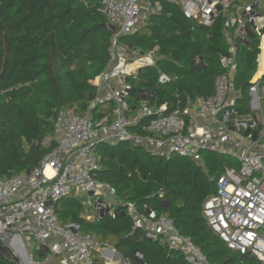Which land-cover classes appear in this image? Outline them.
<instances>
[{
    "label": "trees",
    "instance_id": "obj_1",
    "mask_svg": "<svg viewBox=\"0 0 264 264\" xmlns=\"http://www.w3.org/2000/svg\"><path fill=\"white\" fill-rule=\"evenodd\" d=\"M161 5L160 12L148 14L133 33L121 37L132 50L155 51L156 57L155 65L128 78L132 88L125 112L135 117L147 102L166 105L168 113L211 97L217 78L225 72L221 60L231 56L235 46L236 107L240 116L248 114L249 86L260 53V38L253 28L249 25L238 35V24H231L225 11L210 23H201L186 18L169 0ZM113 32L101 0H0V179L30 173L57 146L54 125L60 110L87 114L97 96L92 80L110 61ZM162 72L176 79L160 84ZM114 108L112 99L97 102L91 116L97 121L106 115L111 124ZM152 117L139 119L130 126L131 133L146 134L143 128ZM46 138L49 143L44 146ZM96 152L101 169L95 179L116 189L117 215L86 217L74 194L57 201L55 208L63 226L120 252L118 264H190L181 252L147 239L143 229L133 230L132 217L122 210L127 202L151 217L173 219L180 233L191 237L213 264H264L229 248L203 214L204 203L214 192L212 182L226 168L241 167L237 159L213 150L201 151L199 161L178 154L166 157L128 141L98 142ZM1 247L0 264H17ZM94 263L106 264L99 251Z\"/></svg>",
    "mask_w": 264,
    "mask_h": 264
},
{
    "label": "built area",
    "instance_id": "obj_2",
    "mask_svg": "<svg viewBox=\"0 0 264 264\" xmlns=\"http://www.w3.org/2000/svg\"><path fill=\"white\" fill-rule=\"evenodd\" d=\"M101 1L114 32L109 64L92 80L97 96L85 115L74 110L59 111L54 125L58 144L34 170L0 179V244L28 257L27 246L34 243L35 250L47 251L58 259V264H95L94 254L104 248L106 264H112L109 254L114 249L90 234L63 226L55 204L84 188L89 195L93 192L92 197L105 194L107 213L116 216L120 204L116 189L95 179L101 169L96 144L128 141L166 157L178 154L199 161L201 151L213 150L237 159L241 167H228L218 177L214 192L204 203L203 214L229 248L264 263V66L262 75L257 76L264 55V4L260 9V0H169L193 21L210 23L225 11L229 22L238 24V35L250 25L259 36L258 69L249 86L248 114L240 116L236 107L239 94L234 92L232 81L233 46L232 55L221 60L225 72L217 78L211 97L168 113L166 105L143 102L133 117L125 112L132 88L128 78L142 67L155 65L156 57L155 51L132 50L121 37L133 33L148 14L160 12L162 0ZM175 79L162 72L158 82L165 84ZM107 99L115 102L111 124L106 115L97 121L91 116L97 102ZM227 110L235 117H223ZM150 115L153 117L143 128L146 134L131 133L130 126ZM48 143L49 138L42 142L44 146ZM122 210L132 217L133 230L143 229L147 239L181 252L190 264H213L191 237L180 233L173 219L165 215L151 217L140 212L133 202L124 203Z\"/></svg>",
    "mask_w": 264,
    "mask_h": 264
},
{
    "label": "rangeland",
    "instance_id": "obj_3",
    "mask_svg": "<svg viewBox=\"0 0 264 264\" xmlns=\"http://www.w3.org/2000/svg\"><path fill=\"white\" fill-rule=\"evenodd\" d=\"M142 23H144V22H142ZM129 113H130L129 114L130 116H133L132 112H129ZM231 116H233V115H230L228 110L223 114V117H225L227 120H229L231 118ZM234 117L235 116H233V118ZM74 196L78 197L80 199L82 205L84 206V216L92 218L97 213L102 214V215L107 213L108 203H107V199H106L105 194H101V195L92 197L88 193H85L84 188H81L75 192ZM111 248H113V247H111ZM1 250L5 254H7L8 256L12 257L15 261H17V264H32V263L33 264H52L51 263L52 259L55 262L54 264H58V263H56V262H58V259L56 257L52 256L51 254H48L47 252H45V250H41L40 255H37L35 253V244L34 243L29 244L27 246L28 257H26L25 255L21 256L19 253L14 251V249H12V248L1 247ZM106 251L107 250L102 248L99 252L103 255L105 262L107 263L106 258L104 256V253H106ZM32 259H34L36 262H33ZM109 260L112 262V264H118L119 262H122V261L117 262L113 258H109Z\"/></svg>",
    "mask_w": 264,
    "mask_h": 264
},
{
    "label": "water",
    "instance_id": "obj_4",
    "mask_svg": "<svg viewBox=\"0 0 264 264\" xmlns=\"http://www.w3.org/2000/svg\"><path fill=\"white\" fill-rule=\"evenodd\" d=\"M212 190L214 191L215 190V182L213 181L212 182ZM93 192L90 191V195H92ZM115 252V255H116V261L119 262L122 260V254L120 252H118L117 250H113ZM105 257L107 256L106 254L104 255Z\"/></svg>",
    "mask_w": 264,
    "mask_h": 264
},
{
    "label": "crops",
    "instance_id": "obj_5",
    "mask_svg": "<svg viewBox=\"0 0 264 264\" xmlns=\"http://www.w3.org/2000/svg\"><path fill=\"white\" fill-rule=\"evenodd\" d=\"M259 4H260V5L258 6V8L262 9V7H261V5L263 6L262 2H260ZM145 19H146V18H144V20H145ZM258 74H259V73H258ZM260 74H261V73H260ZM261 75H262V74H261ZM24 254H26V253H24ZM109 257H110V258H113V259L116 260V255H115L114 252H113V253L110 252ZM121 261H122V260H121ZM51 263H52V264L55 263L53 259L51 260ZM56 263H58V262H56Z\"/></svg>",
    "mask_w": 264,
    "mask_h": 264
},
{
    "label": "bare ground",
    "instance_id": "obj_6",
    "mask_svg": "<svg viewBox=\"0 0 264 264\" xmlns=\"http://www.w3.org/2000/svg\"><path fill=\"white\" fill-rule=\"evenodd\" d=\"M263 66H264V55H262V57H261V65H260V68H259V71H258L259 74L257 73V76L261 75L263 73Z\"/></svg>",
    "mask_w": 264,
    "mask_h": 264
},
{
    "label": "clouds",
    "instance_id": "obj_7",
    "mask_svg": "<svg viewBox=\"0 0 264 264\" xmlns=\"http://www.w3.org/2000/svg\"><path fill=\"white\" fill-rule=\"evenodd\" d=\"M262 2V1H261ZM262 4H263V2H262Z\"/></svg>",
    "mask_w": 264,
    "mask_h": 264
}]
</instances>
